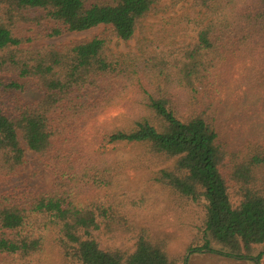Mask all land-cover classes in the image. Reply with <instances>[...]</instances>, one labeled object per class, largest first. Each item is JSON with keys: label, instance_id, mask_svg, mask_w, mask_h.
Masks as SVG:
<instances>
[{"label": "trees", "instance_id": "obj_1", "mask_svg": "<svg viewBox=\"0 0 264 264\" xmlns=\"http://www.w3.org/2000/svg\"><path fill=\"white\" fill-rule=\"evenodd\" d=\"M163 1L169 10L191 2L173 19L180 39L146 40L132 63L113 55L109 43L130 40ZM46 24L48 39L104 30L78 42L25 48L32 40L18 27ZM235 30L236 51L264 50V0H0V254L40 264L30 260L49 246L68 264H186L169 250L171 239L133 218L149 197L133 190L125 172L153 166L150 181L166 191L172 209L201 210L188 252L259 264L264 138L231 151L219 140L211 99L204 103L218 66L234 52ZM20 80L34 81L41 96L17 99ZM113 81L138 87L136 109L92 148L78 130L111 99L91 101L87 94ZM27 150L51 174L50 189L34 190L23 179ZM95 191L101 195L84 198ZM115 234L131 235L132 249L100 247L101 236Z\"/></svg>", "mask_w": 264, "mask_h": 264}, {"label": "rangeland", "instance_id": "obj_2", "mask_svg": "<svg viewBox=\"0 0 264 264\" xmlns=\"http://www.w3.org/2000/svg\"><path fill=\"white\" fill-rule=\"evenodd\" d=\"M113 2L114 0H105ZM247 0H239L243 4ZM191 2L178 5L174 10L167 8V2L159 4L161 11L150 14L142 19L136 29L134 36L127 42L113 39L109 43V49L123 62H134L141 53V45L146 40L160 38L162 36H173L175 40L180 39L178 29L173 25V19L184 13L183 8L188 7ZM172 22V23H171ZM48 25L38 29L30 25H20L18 34L31 38V43L25 48H31L40 44L61 45L69 42H78L92 38L101 33L104 27L80 32L65 34L56 39L45 38ZM237 32L243 33L239 27ZM235 38L230 44L234 52L225 57V60L218 66L215 72V79L210 83L205 92L206 98L211 99L212 109L210 114L218 131L219 140L231 151H239L251 142L264 138V50L263 48H249L236 51V30L232 33ZM252 47V44H247ZM247 47V48H248ZM12 79V76H6ZM16 79V78H13ZM24 83V90L15 94L16 98L23 102H32L42 94L41 89L32 80L21 81ZM113 81L102 85L98 90L91 89L88 96L91 101L95 99H111L108 107H104L97 115L87 119L78 134L84 144L92 148H98L101 143L102 134L105 130H111L116 126L126 123L127 119L135 112V99L138 96V87ZM205 90V91H206ZM176 98L184 102L186 97L183 92H174ZM204 95L201 91L199 97ZM2 101L7 104L8 96ZM202 102V101H200ZM202 102L199 109L203 108ZM188 108L185 106V112ZM26 167L23 171V179L29 186L37 191L48 190L52 185V176L41 165L38 164L34 155L26 151ZM126 170L129 176L130 186L133 190L142 189L149 197V201L141 210L134 211L133 218L138 225L145 226L152 233L166 235L171 239L169 250L173 254H183L186 264H254L250 261L238 260L233 257H226L207 251L188 252L190 238L193 235V225L200 222L198 216L201 210L186 205L184 208L172 209L166 198V191L162 187L152 184L150 175L156 168ZM101 195L92 192L90 197ZM198 215V216H197ZM131 235L115 234L101 236L99 245L101 248L132 249L133 240ZM39 259L40 264H68L64 262L56 249L46 247L43 254L32 258L30 261ZM0 264H24L13 256L0 254ZM259 264H264V257Z\"/></svg>", "mask_w": 264, "mask_h": 264}]
</instances>
